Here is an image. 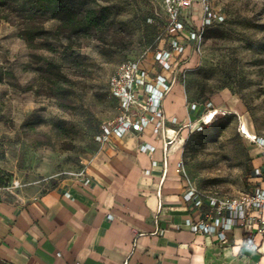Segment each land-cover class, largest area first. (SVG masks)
<instances>
[{
    "label": "rangeland",
    "instance_id": "1",
    "mask_svg": "<svg viewBox=\"0 0 264 264\" xmlns=\"http://www.w3.org/2000/svg\"><path fill=\"white\" fill-rule=\"evenodd\" d=\"M200 21L201 0H193ZM225 17L202 37L198 63L179 74L187 102L208 103L205 127L189 133L184 178L201 194L235 197L249 191L251 152L245 136H264V0H209ZM83 13L106 7L95 36L57 32L30 48L9 0H0V182L44 192L81 175L98 151L100 127L120 111L108 81L125 61L157 67L164 41L162 0H64ZM202 104V105H203ZM258 149V148H257Z\"/></svg>",
    "mask_w": 264,
    "mask_h": 264
},
{
    "label": "crops",
    "instance_id": "2",
    "mask_svg": "<svg viewBox=\"0 0 264 264\" xmlns=\"http://www.w3.org/2000/svg\"><path fill=\"white\" fill-rule=\"evenodd\" d=\"M182 59L168 71L158 65L150 69V77L161 75L171 83L162 100L159 133L152 124L110 136L82 175L44 192L0 186V264H264L259 233L253 235L258 250L252 251L243 245L246 234L240 228L226 232V241L220 242L185 226L188 218L197 221L209 208L184 200L189 184L176 164L183 160L189 133L199 121L207 122L208 114L203 106L190 109L178 80L182 70L198 63L192 45H186ZM145 144L154 151L140 152ZM250 152L252 167L264 163L259 149Z\"/></svg>",
    "mask_w": 264,
    "mask_h": 264
},
{
    "label": "built area",
    "instance_id": "3",
    "mask_svg": "<svg viewBox=\"0 0 264 264\" xmlns=\"http://www.w3.org/2000/svg\"><path fill=\"white\" fill-rule=\"evenodd\" d=\"M162 4L166 17L164 27L166 42L158 46L153 58L162 70L168 71L182 64L187 44L192 45L193 52L198 55L204 30L222 23L224 16L214 9L209 0H201V17L198 23L194 20L193 0H162ZM170 89L171 83L165 77L161 75L150 77V70L143 68L139 61L122 62L108 81L109 94L117 100L120 113L111 124L102 125L100 141L104 142L112 135L122 137L128 132H140L152 124L153 132L159 133L164 125L162 100ZM137 93L142 94L143 100L138 98ZM200 106L205 108V115L215 111L210 102L205 105L198 103L189 105L191 110H196ZM171 123L176 124L177 119L173 118ZM203 124L204 122L199 121L194 130L201 131ZM191 125L192 123H189L186 126ZM178 134L179 130L172 139L165 142V146L171 144ZM245 137L264 155V136ZM139 151L152 153L154 147L148 144L141 145ZM155 164L153 162V165ZM184 170L183 160L178 161L176 172L184 176ZM252 175L256 185L251 191L235 197L203 195L189 185L184 200L195 207L207 204L209 211L197 221L188 218L185 226L193 232L213 235L220 242L226 241V232L240 228L246 234L243 245L257 251L258 245L253 241L254 232L264 236V163L252 167ZM84 183L88 184L89 180L86 178ZM11 185L20 186L17 181Z\"/></svg>",
    "mask_w": 264,
    "mask_h": 264
},
{
    "label": "trees",
    "instance_id": "4",
    "mask_svg": "<svg viewBox=\"0 0 264 264\" xmlns=\"http://www.w3.org/2000/svg\"><path fill=\"white\" fill-rule=\"evenodd\" d=\"M9 1L11 2L12 5H15L17 7V9H15V12L25 20L26 28L20 31V37L24 41H26L28 46L32 49L37 48L36 41L38 39L45 38L47 36V30L44 28V22L46 18H53L58 20V24L56 26L57 32L59 31L76 32V34L85 38L95 36L98 32H100L104 28L107 21L106 7L92 8L83 13H80L76 10L69 8L68 6H65L64 0H9ZM162 9H163V4H162ZM224 21H225V17H224ZM224 21L213 27L206 28L203 32L204 38L209 37L208 31L210 29L223 24ZM165 24H166V17L164 19L163 32H164ZM163 41L164 43L166 42L165 33H164ZM153 62L157 64L154 61V58H153ZM140 64L143 68L150 70L148 66H146L144 63H140ZM189 103H197V102H189ZM198 104L202 105L203 103L202 104L198 103ZM101 127H100V135L102 133ZM204 127L205 125H203L202 129ZM195 132H199V131L195 130ZM185 146H186V142L184 144V148ZM248 180L251 183L249 188V191H251L252 188L256 185V180H254L252 175V168ZM0 186H7V185H5V183L0 182Z\"/></svg>",
    "mask_w": 264,
    "mask_h": 264
}]
</instances>
